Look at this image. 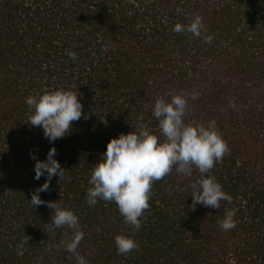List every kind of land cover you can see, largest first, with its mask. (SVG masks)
<instances>
[{
	"label": "trees",
	"instance_id": "obj_1",
	"mask_svg": "<svg viewBox=\"0 0 264 264\" xmlns=\"http://www.w3.org/2000/svg\"><path fill=\"white\" fill-rule=\"evenodd\" d=\"M195 16L211 43L172 30ZM60 88L78 92L82 116L50 143L25 100ZM175 94L188 97L185 123L216 121L228 151L210 175L232 199L193 208L199 172L173 167L134 231L114 202L86 203L91 170L140 122L163 141L152 109ZM51 147L64 177L32 207L45 177L34 179L30 153L45 160ZM57 200L78 217L75 253L72 230L52 223ZM226 210L235 227L223 231ZM117 234L138 248L118 254ZM76 253L87 264H264V0H0V264H76Z\"/></svg>",
	"mask_w": 264,
	"mask_h": 264
},
{
	"label": "clouds",
	"instance_id": "obj_2",
	"mask_svg": "<svg viewBox=\"0 0 264 264\" xmlns=\"http://www.w3.org/2000/svg\"><path fill=\"white\" fill-rule=\"evenodd\" d=\"M172 30L190 33L205 43H211L213 39L211 35L204 34L206 29L199 16L192 17L187 25L177 23ZM67 55L73 61L77 59L74 51H68ZM78 95L77 91L64 88L29 95L25 100L29 109L27 122L33 127L40 126L50 143L63 138L71 131L72 122L82 116L83 106ZM198 96L195 89L190 93L192 100ZM187 103L188 97L184 94L172 95L170 100L156 99L152 115L158 121L163 141L142 122L138 123L136 131L121 133L108 141L101 159L91 170L90 187L86 193L89 206H94L98 200L114 202L124 222L138 231L144 212L150 207L153 182L163 179L173 167L177 174L191 175L193 167L199 172V178L191 184L193 208L202 205L219 209L221 201L231 202V196L210 175L214 164L228 151L227 142L217 130L215 120L208 121L207 126L185 123ZM230 103L235 107L233 102ZM55 154V147L49 149L45 160H39L30 153L36 160L34 179L45 177V182L31 194L28 202L32 207L45 203L39 193L49 189L53 176L59 180L64 177L65 169L54 158ZM58 201L47 202L52 210L51 220L56 228L67 226L72 230L73 237L65 243V250L75 253L83 232L80 231L78 217ZM234 216L233 210H226L219 221L220 229L228 231L234 228ZM114 242L118 254H127L138 248L132 236L117 234ZM76 264H87V261L76 253Z\"/></svg>",
	"mask_w": 264,
	"mask_h": 264
}]
</instances>
